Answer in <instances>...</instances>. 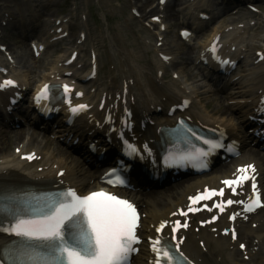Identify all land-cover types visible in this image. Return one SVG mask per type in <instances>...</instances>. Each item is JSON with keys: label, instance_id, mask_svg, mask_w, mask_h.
<instances>
[{"label": "snow or ice", "instance_id": "snow-or-ice-1", "mask_svg": "<svg viewBox=\"0 0 264 264\" xmlns=\"http://www.w3.org/2000/svg\"><path fill=\"white\" fill-rule=\"evenodd\" d=\"M163 2V0H161ZM185 36L188 33H184ZM212 51H215L213 47ZM264 59V56L261 57ZM167 59V58H166ZM222 64L229 61L223 60ZM15 86V81L5 80L0 83V88L5 86ZM65 94L71 93L72 89L68 85H63ZM49 85H44L37 96V100L47 97ZM76 95H82L77 92ZM71 105V100L67 101ZM187 102H185L186 104ZM87 105L80 104L70 108L73 114L83 112ZM183 121L180 122L183 126ZM195 137L196 133L190 128L185 129ZM208 145L205 151L197 148V158L208 157L216 149L225 147L219 140L205 139L197 137ZM147 147V146H145ZM232 151V148H229ZM135 151V149H133ZM28 159L34 158L28 156ZM207 167V163L201 164ZM239 175L234 179H226V185L233 194H237V187L242 186L246 181H251L252 196L245 204L244 210L254 211L256 208H264V201L261 200L256 183V169L254 165H247L237 170ZM108 175H116L113 169ZM120 184L126 181L119 179ZM113 181L109 180V183ZM224 189H211L189 197L192 205L200 201H207L213 197H224ZM234 203L244 204V201L228 198L214 207L223 213L226 206ZM204 207L212 211L206 204ZM0 211L14 217V220L7 227H0V231L20 238L21 243L18 249L8 250L6 257L10 264H129V258L137 249L134 245L140 243L137 235L139 214L134 204L128 200L120 199L117 195L104 191L91 192L88 195H78L74 189H67L64 192L44 193L33 195L22 204L12 207L10 205H0ZM200 211L199 208L189 206L187 211H181L180 215L188 216L190 212ZM176 215V213H173ZM217 217L213 215L212 220ZM230 219L235 220L236 214ZM211 223V221H206ZM169 226V222L163 221L156 228V232H162ZM188 224L174 221L170 228L171 233H177L181 228H187ZM227 232V229L225 230ZM233 239L236 234L233 231ZM172 241H177L175 235L171 236ZM181 241L170 244L166 238L156 237L151 240L152 251L156 254L154 264H191V261L180 251ZM175 249L173 253L172 249ZM240 248H245L240 244ZM0 264H4L0 260Z\"/></svg>", "mask_w": 264, "mask_h": 264}, {"label": "bare ground", "instance_id": "bare-ground-1", "mask_svg": "<svg viewBox=\"0 0 264 264\" xmlns=\"http://www.w3.org/2000/svg\"><path fill=\"white\" fill-rule=\"evenodd\" d=\"M217 30L218 27H214L213 34ZM109 39H111V57L115 64V68H117V71L111 72L112 79L108 83L102 85L99 96L107 94V99H109L108 95L113 91L116 93L120 92V94L123 95V90H125V85L127 84L128 93L126 97L132 98L134 100L136 108L139 112L152 113L154 111V105L158 104V102L160 101H163L164 108L169 106L171 104L170 99L173 98L175 92H170V88L160 80H156L152 77L149 79L145 75L144 69L142 68L141 63L138 60V56L136 55V53L123 47L119 43V41L116 40L115 35L109 34ZM15 41L12 42V46L17 44V41ZM203 43H206V41H204ZM18 44L21 47H26L25 41H19ZM203 45L204 44H202V46ZM186 49V52H182L181 47L177 46L175 49H171L173 50V52L166 54H178V60L175 64V67L178 68V71L182 73H186L187 71H189V74L186 73V75L194 77L195 74L193 70L191 68L187 70V68L185 67L190 61L191 64H195L196 62V59H194L192 56L193 47ZM159 65L163 66L164 62L159 61ZM52 69H54V66L52 67ZM57 73H59V71L54 72V75H56ZM117 75H119V78ZM154 98L157 100H154ZM218 112V115L214 114L216 112L213 111L212 113L205 112V114L209 119L213 121L221 123L230 122L231 124H234L232 116L228 113V111ZM190 116L195 120H200V117L197 114H190ZM161 118L162 117H159L160 120ZM4 134L0 133V135ZM6 135L0 138V152L2 151L3 153H6L3 156L4 158H7L9 156L7 152H9L10 148V137ZM16 135L19 136V139L25 137L24 131H22L21 133H17ZM39 140V135L37 133H33L31 143L32 146L36 145L39 148V153L42 155V162L47 167L44 171L45 175H47L46 170L48 169L49 164L52 163V165L58 164L63 166V168H66L67 173L65 175V178L73 184L79 185L83 181L89 182L92 179L90 175L87 179H83L81 177L82 170L77 168L76 162L74 163V160L71 157H67L66 154L59 152L57 148L52 149L47 141L44 142L42 140L43 146L40 148ZM70 163H74V165H70ZM10 168L28 170L32 168V165L25 164L21 161H13L8 159L5 160L4 163L0 164V173L7 171ZM61 168L62 167H59V169ZM58 170H51L50 175H53V173H55L56 176ZM221 178L222 177L219 178L218 176L215 177L214 182H219ZM207 183H210L207 182V178L188 181L182 186L178 187L172 193L168 194L166 197H164V195H157L153 198H149L150 200L144 202V210L147 213L148 217H150L153 221L167 218L174 212H176L178 208L185 205L187 195L195 192L197 189H203V186ZM251 219L253 223L257 222L259 225L256 227L248 225L246 226L244 224L241 225L239 240L241 242L244 241L247 245V248L244 251L239 250L238 241H236V243H233L229 240L228 237L222 236L221 234H219L218 237H215L214 233H210L207 229H205L201 234V238L205 241L206 249H203L206 250L209 255L195 252L192 254L193 257L197 260H200L205 256L221 260L225 256H234L232 257V259L236 264H264V217L259 214ZM145 253L146 251L142 252V255L138 258V264H147V255ZM223 263L228 264L230 263V260L225 259Z\"/></svg>", "mask_w": 264, "mask_h": 264}, {"label": "rangeland", "instance_id": "rangeland-1", "mask_svg": "<svg viewBox=\"0 0 264 264\" xmlns=\"http://www.w3.org/2000/svg\"><path fill=\"white\" fill-rule=\"evenodd\" d=\"M80 4V7H86V6H91L92 7V14H93V20H95L97 22V26L100 24V29H108L110 28L111 30H113L114 26H116L120 20L122 19V21H124V19L128 18V13L130 12V6L131 3L126 1V0H90L91 2H86V0H77ZM140 3H144V0L140 1ZM69 12L68 8H65V10L63 9V11L58 8L57 6H53L50 9L49 13H53L54 15L57 14H67ZM175 17V16H174ZM114 20V21H113ZM169 21L171 23H173L175 20L174 18H171V16L169 17ZM76 25V24H74ZM142 24H140V22H137V20L131 22L130 24L126 25V29H138L139 27H141ZM96 28V26H94ZM3 28L0 27V31ZM8 31V30H7ZM132 32V31H131ZM134 32V31H133ZM137 33V32H134ZM177 33L176 31H174V29L171 30L170 34H169V38L171 37H175L177 38ZM5 43H9L10 41L7 40L6 38L4 39ZM130 43L128 45V47H133L135 46V44L140 43L144 46L143 43H141L139 41V38L137 37L136 41L134 40V38L130 39ZM8 44V45H9ZM16 50L21 53L24 54V49L22 48H16ZM27 57H29L28 55H25ZM53 56V51L50 52L48 58ZM86 58H88V55H86ZM145 62L149 63L150 65H152V55H148L145 58ZM15 142L14 140L10 142V153L14 152V146H15Z\"/></svg>", "mask_w": 264, "mask_h": 264}]
</instances>
